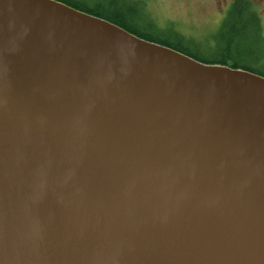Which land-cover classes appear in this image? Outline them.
Returning a JSON list of instances; mask_svg holds the SVG:
<instances>
[{"label":"water","instance_id":"water-1","mask_svg":"<svg viewBox=\"0 0 264 264\" xmlns=\"http://www.w3.org/2000/svg\"><path fill=\"white\" fill-rule=\"evenodd\" d=\"M0 264H264V76L0 0Z\"/></svg>","mask_w":264,"mask_h":264},{"label":"rangeland","instance_id":"rangeland-1","mask_svg":"<svg viewBox=\"0 0 264 264\" xmlns=\"http://www.w3.org/2000/svg\"><path fill=\"white\" fill-rule=\"evenodd\" d=\"M84 6L92 5L91 0H72ZM91 1V2H90ZM108 1V0H107ZM150 10L153 14L151 19L154 23H144V20L138 22L144 32L155 37L167 39L173 43H180L195 55L214 58L220 54V50L229 46L230 55L234 59L237 58L241 67L256 72H264V0H251L252 7L255 10V16L258 21L252 22L258 25L261 32V39L257 35V41L247 40L245 43L249 52L245 53L239 47L240 40H234L231 36L236 33L237 25L235 16H242L246 26L245 33L256 32L251 29V24L247 22L249 14H232V8L225 10L229 0H149ZM238 7L235 11L239 12ZM244 12V11H243ZM257 33V32H256ZM183 39L180 40V39ZM239 51V53H237ZM239 54V56H238ZM228 66L231 64L228 63ZM243 68V69H244Z\"/></svg>","mask_w":264,"mask_h":264},{"label":"trees","instance_id":"trees-1","mask_svg":"<svg viewBox=\"0 0 264 264\" xmlns=\"http://www.w3.org/2000/svg\"><path fill=\"white\" fill-rule=\"evenodd\" d=\"M58 1H61V2H64L65 4H68L78 10H81V11H84V12H88L92 15H95V16H98L100 18H104L118 26H121L122 28L126 29L127 31H129L130 33H133L141 38H144L146 40H149V41H153V42H157V43H160V44H163L165 46H168L170 48H173L175 50H178L180 52H183L184 54H187L203 63H211V64H226L228 65L231 64V66L233 67H236V68H244V67H241L242 65L240 64V62L238 61L237 58H233L231 57L230 55V52H231V49L229 48V46L223 48L222 50H220V54L217 56V57H214V58H206V57H201V56H197L195 55L191 50H189L188 48H186L185 46H183L182 44H180L179 42L178 43H173V42H170L169 40L167 39H163L161 37H155V36H152L150 34H147V33H143V32H138V31H135L132 27H130V14L129 13H126L125 11H123V9L121 10V8H118L116 7L115 5H109V7H103L101 6V8H87L86 6L82 5V4H79V3H76L72 0H58ZM104 8V9H103ZM237 8V6H235L232 10V14H242L245 12H243L242 10L239 9V12L238 11H235V9ZM248 14V13H247ZM249 19L247 20V22H249L251 24V29L256 30V32L252 33V32H249V33H245L244 30H240V28L244 29L245 26L247 25L246 24V21L244 22L242 16H235V21H236V25H237V31L236 33L233 32L231 34V36L234 38V40H240L239 42V47L236 46V49L237 48H240L242 51L244 49L245 53L249 52L250 49L248 50V46L246 45V41L247 40H254L255 42L257 41V35L259 37V39H261V32H260V28L258 25H254V23L252 22H257L258 19L257 17L255 16V14H249ZM180 40L183 41V39L181 38ZM247 46V47H246ZM262 51H264V47H262L261 49ZM237 53H239V51H237ZM239 56V54H238ZM245 69V68H244ZM246 70H249V69H246ZM251 72H254V73H257V74H260L262 76H264V72H256V71H252V70H249Z\"/></svg>","mask_w":264,"mask_h":264},{"label":"flooded vegetation","instance_id":"flooded-vegetation-1","mask_svg":"<svg viewBox=\"0 0 264 264\" xmlns=\"http://www.w3.org/2000/svg\"><path fill=\"white\" fill-rule=\"evenodd\" d=\"M92 5L86 6L87 8H101V6L109 7V5H115L118 8L123 9L126 13L130 14V27H132L135 31L144 32L139 26H137L138 22L144 20V23L152 24L154 23L153 17L152 20H147V18L151 19V15L153 14L150 10V4L152 3L149 0H91ZM90 1V2H91ZM251 0H229L223 14L226 10L234 8L235 6L242 7L243 9L239 8L240 10L244 11L246 14H256L254 8L252 7ZM103 8V9H104Z\"/></svg>","mask_w":264,"mask_h":264}]
</instances>
